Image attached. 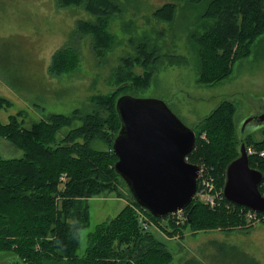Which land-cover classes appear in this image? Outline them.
Wrapping results in <instances>:
<instances>
[{"label": "rangeland", "instance_id": "obj_1", "mask_svg": "<svg viewBox=\"0 0 264 264\" xmlns=\"http://www.w3.org/2000/svg\"><path fill=\"white\" fill-rule=\"evenodd\" d=\"M168 1L121 0L125 8L124 14L110 24L111 31L117 36L113 47L99 57L92 49L91 36H85L77 43L82 52L79 70L74 75L55 76L48 70L53 54L67 44L69 34L76 28L79 20H89L93 16L81 7H61L56 0H0V70L7 82L0 83V95L12 102L11 106L5 104L0 109V120L3 123L15 121L19 126L30 129L38 121H47L52 113L70 114L80 107L82 115L90 114L94 111L90 98L101 94H111L116 99L127 93L140 98L162 99L197 134L198 143L188 160L197 163L204 176L212 178L215 187L222 190L225 172L221 165L227 153L236 154L237 125L239 130L245 117L253 111L264 110V31L253 43L248 45L244 42L239 46V54L231 71L227 69V72L216 75V72L203 67L200 54L191 46L189 40L192 31L197 29L201 33L205 32V23L203 24L200 17L207 11V5L199 8L182 6L173 23L160 22L152 16L153 12ZM124 24L127 28L124 27L125 30L122 29ZM146 36L159 46L158 53L166 56L181 55L184 61L171 64L166 60L149 72L144 71L145 75H139L137 83L140 90L117 85L113 79V70L119 64L120 58L137 54L131 39L138 41ZM210 39L204 41L207 47L216 42ZM28 52L34 54V58L29 57ZM134 69L135 73L143 72L139 63ZM203 75L206 77L202 78ZM215 112L214 119L208 120ZM104 117L109 118V114ZM71 122L70 126H64L57 131L56 138L59 142L65 139L70 130L84 124V117L74 113ZM252 133L249 147L256 150L252 142L264 141V128H257ZM108 136L113 140L112 143L103 137H97L90 145L91 149L113 152L112 145L116 136L114 130L110 129ZM51 138L50 131L49 141H52ZM215 141H220L223 145V157L220 156L219 164L212 166L208 156L201 152L207 151V147ZM0 154L6 158L19 157L23 151L0 134ZM67 176L63 173L60 177L62 185H59L63 189ZM118 181L117 194L107 193L86 199L91 207V220L81 231L80 253H84L87 247L89 233L98 224L117 216L131 199L125 181L120 178ZM24 188V180L12 182V190ZM24 192L32 193L27 188ZM54 195L55 192L48 191L44 197L46 200L53 197V204L58 206V220L61 223L72 222L74 201L71 209L68 207L66 211L65 201L72 198L65 196L61 199L62 195ZM64 195L69 194L65 192ZM82 199L76 197L74 200ZM200 199L207 203L203 196ZM19 200L22 202L21 198ZM130 205L135 210L139 228L145 232H154L165 242L166 249L172 255V264H183L192 257L205 259L209 254L214 257V264H226L228 262L220 259V255L229 253V245L237 246L255 257L260 264H264V221L249 224L241 220L238 224L226 223L223 226L218 225L223 223L220 220L214 226L203 228L195 221L196 226L189 227V223H186L182 231L180 228L169 234L172 226H166L167 222L151 216L148 217L151 226L149 229L144 228L140 218L146 211L138 205ZM9 207L11 206L8 205ZM223 208L228 213H233L226 206ZM0 211L4 214L0 217V225L7 227L12 216L5 218L7 216L1 201ZM52 237L48 235L45 239L51 240ZM18 240H21L20 236L13 231L0 235V243L3 244L0 246V258L13 254ZM230 260L236 261L235 258ZM44 264L53 263L44 261Z\"/></svg>", "mask_w": 264, "mask_h": 264}, {"label": "trees", "instance_id": "obj_2", "mask_svg": "<svg viewBox=\"0 0 264 264\" xmlns=\"http://www.w3.org/2000/svg\"><path fill=\"white\" fill-rule=\"evenodd\" d=\"M56 2L61 7H81L93 16L89 20H79L76 28L69 34L67 44L55 51L52 56L49 66L51 74L74 75L82 64V52L77 44L80 39L91 36L93 51L99 57L105 55L117 38L111 31L110 24L114 19L123 16L125 8L121 0H56ZM204 4L207 5V11L200 19L202 18L203 24L205 23V32L201 33L196 29L190 33L189 40L191 46L200 54L203 67L218 75L227 72V69L231 71L232 64L239 54V46L244 42L248 45L253 43L264 31V0H169L156 8L152 16L160 22L173 23L182 6L199 8ZM122 22L124 23L125 20ZM124 27L127 29L126 24L123 30ZM210 38L216 42L207 47L204 41ZM131 42L137 54L120 58L119 64L113 70V79L117 85L131 86L134 90H140L137 88L139 87L137 83L140 79L139 75H145L144 71L149 72L151 68L158 67L166 60L171 64L184 61L181 55L166 56L158 53L159 46L153 44L149 36L138 41L131 39ZM27 55L31 58L35 56L30 52ZM22 60L23 56H21ZM137 63L143 68L141 74L134 72ZM0 76L5 79L2 70ZM201 77L205 78L206 75ZM115 99L116 97L111 94L94 95L90 98L94 109L92 113L82 115L80 107L74 109L73 115L52 113L47 121H38L30 129L19 126L15 121L3 123L0 120V134L23 151L19 157L6 158L0 154V201L7 216L5 218L9 219L12 216L7 227L0 225V235L13 231L21 239L17 241L15 250L10 255H16L25 264H44V261H51L53 264H81V262L83 264H107V262L172 264L170 259L172 255L166 249L165 242L154 232H145L139 228L135 210L133 211L130 203L146 211L141 214L140 223L143 224V220L150 223L149 216L163 220L167 222L166 226H172L169 234L175 233L180 228L182 231L186 223L191 227L195 225V221L200 228H203L214 226L220 220L223 223L218 225L223 226H226V223L238 224L244 220L239 215L243 206L228 201L225 196L219 204L213 206L197 196L185 208L184 213L157 217L140 206L130 192L131 199L117 216L98 224L96 229L89 233L87 247L84 253H80L81 231L90 224L91 220L89 200L92 196L118 192V178L123 179L115 170L114 165L118 158L114 152H100L90 147L97 137H103L112 143L113 140L108 136L110 129L114 130L117 136L121 121L116 110L118 98ZM5 104L11 106L12 102L0 96V109ZM74 113L84 117V124L70 130L65 139L59 142L56 138L57 131L72 124ZM107 113L109 118L104 117ZM215 114L216 112L208 120L214 119ZM50 131L53 142L49 141ZM251 135L253 133L246 139L248 147ZM235 138L236 154L227 153L221 165L224 172L228 163L238 154L237 128ZM197 143L198 137L196 145ZM252 145L257 149H253L254 152L250 153V164L264 174V156L259 155V151H264V141L252 142ZM207 148L208 150L201 154L208 156L209 164L212 166L219 164L224 148L221 142L215 141ZM63 173L68 175L67 179L65 178V190L60 186L62 185L60 177ZM21 180L25 181V188L12 190V182ZM26 188L31 189L32 193L24 192ZM260 189L264 193V177ZM48 191L55 192L54 197L60 194L61 199L65 196L72 198L65 201L66 211L68 207L69 210L71 209L73 201V204L75 203L71 211L74 213L71 216L72 222L61 223L58 220L56 216L58 206L53 204V197L47 200L44 197ZM65 192L69 195H64ZM76 197L83 199L74 200ZM88 198L89 200H86ZM227 204L229 207L226 206ZM8 205L11 207L8 208ZM223 206L233 213L225 211ZM3 215L0 211V217ZM48 235L53 236L51 240L45 239ZM1 245L3 244L0 243ZM229 248V253L220 255V259H226L228 262L226 264H260L255 257L237 246L229 245ZM230 258H235L236 261L232 262ZM213 260L214 257L209 254L205 259L189 258L183 264H214Z\"/></svg>", "mask_w": 264, "mask_h": 264}, {"label": "water", "instance_id": "obj_3", "mask_svg": "<svg viewBox=\"0 0 264 264\" xmlns=\"http://www.w3.org/2000/svg\"><path fill=\"white\" fill-rule=\"evenodd\" d=\"M121 128L112 149L115 170L135 201L154 216L165 217L185 209L196 198L201 167L187 160L197 134L166 101L122 94L116 102ZM237 126L238 154L226 167L223 194L234 204L264 213L263 172L251 166L247 136L264 127V110L253 111ZM0 264H25L16 255Z\"/></svg>", "mask_w": 264, "mask_h": 264}, {"label": "built area", "instance_id": "obj_4", "mask_svg": "<svg viewBox=\"0 0 264 264\" xmlns=\"http://www.w3.org/2000/svg\"><path fill=\"white\" fill-rule=\"evenodd\" d=\"M249 152L253 153V148H249ZM258 152V151H257ZM260 156H264V151H259ZM196 196H203L208 203L212 206L219 204L224 197L223 189L219 190L215 187L212 178L205 177L203 171L201 170L200 176L198 178V191ZM229 207V204L226 205ZM184 210H181L177 213H184ZM239 215L249 224H253L258 221H264V213L254 211L250 208L243 207L239 211ZM143 224L146 228H149L151 224L148 221L143 220ZM107 264H110L107 262Z\"/></svg>", "mask_w": 264, "mask_h": 264}, {"label": "crops", "instance_id": "obj_5", "mask_svg": "<svg viewBox=\"0 0 264 264\" xmlns=\"http://www.w3.org/2000/svg\"><path fill=\"white\" fill-rule=\"evenodd\" d=\"M51 64V63H50ZM49 70V69H48ZM50 71V70H49ZM51 74V73H50ZM7 83L6 81H5V79H3L1 76H0V83ZM0 96H2V95H0ZM3 97H5V96H3ZM7 98V97H6ZM101 198V197H100ZM93 199V198H92Z\"/></svg>", "mask_w": 264, "mask_h": 264}]
</instances>
